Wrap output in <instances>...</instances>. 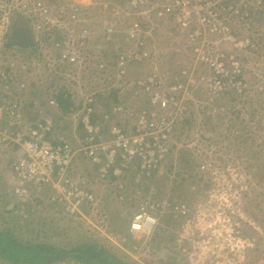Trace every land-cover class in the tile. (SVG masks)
<instances>
[{"label": "rangeland", "instance_id": "rangeland-1", "mask_svg": "<svg viewBox=\"0 0 264 264\" xmlns=\"http://www.w3.org/2000/svg\"><path fill=\"white\" fill-rule=\"evenodd\" d=\"M107 2L105 15L113 22L133 20L135 12L146 11L145 5L135 8L129 0ZM161 8L156 5L147 15L150 21L141 18L151 24L150 42L144 37L134 47L121 25L111 41L103 43L109 47L104 61H112L105 75L84 67L64 78L48 77L36 46L5 47L12 24L23 20L10 12L7 0H0V70L10 67L26 75L30 84L19 89L24 80L18 77L13 95L10 85L0 82V107L7 106L9 112L0 118V229L24 242L64 249L96 242L133 264H264V0L183 4L181 13L187 14L186 23L190 21L183 27L178 15L156 13ZM194 30L199 36L191 38ZM131 50L146 55L121 62L123 53ZM108 55L119 57L113 61ZM119 64L126 70L121 77L116 76ZM157 73L164 85L183 82L189 91L184 112L169 119L173 145L150 170L143 169L139 158L123 166L110 130L114 125L127 135L148 130H141L138 121L144 111L149 114L150 93L139 82ZM86 86L108 89L93 103L94 114L88 119L98 126L92 125V132L84 116L72 110L84 103ZM67 90L74 100L68 91L65 108L59 95ZM53 97L59 106L52 107ZM41 115L56 128L48 139L57 142L62 137L72 147L69 184L86 191L80 202L59 196L62 193L53 199L49 185L36 188L28 181L32 178L16 170L20 160H44L40 149L34 151L24 142L31 123ZM86 138L110 144L106 152L98 150L100 161L84 154ZM110 149L116 150L114 163L102 175L99 167ZM117 166L122 168L119 174L113 172ZM143 207L144 223L133 227ZM0 264L16 263L0 256ZM47 264L88 263L66 255Z\"/></svg>", "mask_w": 264, "mask_h": 264}, {"label": "built area", "instance_id": "built-area-1", "mask_svg": "<svg viewBox=\"0 0 264 264\" xmlns=\"http://www.w3.org/2000/svg\"><path fill=\"white\" fill-rule=\"evenodd\" d=\"M110 1L123 2L124 0ZM201 1L202 0H129L130 4L135 8L141 4L145 5L146 11L143 12V14H140L138 11L135 12L136 15L133 14L135 15L133 18L136 19H123L113 22L114 18L107 16V14L105 15L109 5L107 0H7L10 12L20 15L31 30V33H33V45L26 47V49H32L36 46L34 51L35 49L39 51L43 64L46 65L50 72H47L48 77L51 74L52 76L57 75L55 77L62 76L64 78L76 71L81 72V69L84 67L97 70L100 72L98 75H105L106 72L111 69L109 64H111L112 61H104L106 57L105 54H107L109 47L103 46V43L111 41L110 36L114 31H118L121 25L126 28L125 33L127 35L130 34L129 37L132 42L134 41L133 44L139 43L141 45L139 39H143L144 37L150 42L152 37L150 35L152 30L151 24H143L141 18L145 19L142 20L144 22L150 21V16L147 15L151 13V11L153 12V8L156 5L162 6L161 11L160 9L159 11L155 10L156 13L158 12L159 15H163V12H165V14L168 15H178L179 25L183 27V25L189 26L190 21L186 23L187 14L181 13L182 5L201 3ZM87 13H90V16ZM196 14V19H200L198 13ZM97 15H99V18L96 17ZM188 15L190 18L193 17L192 14ZM211 17L213 18V16ZM9 21L10 20H8V22ZM198 33L197 30H194V32L190 34V37L192 38L194 35L199 36ZM226 37H228V33L224 39H226ZM111 48L114 49V47ZM123 54L126 55H122L120 61L122 62V60L126 58V61L130 62L134 60L135 57L141 60L143 55H146V52L142 53L141 51L131 50ZM218 57H223V55H218L217 58ZM109 59L110 58H108V60ZM119 65L120 68L116 72L117 77H121L126 72L125 68L121 67V64ZM223 65L225 67L227 66L224 62ZM115 68H117V66H115ZM31 72L30 70L27 73L31 76ZM17 74L10 67H5L3 70H0V82L5 81L10 85L12 88L11 94L13 95L18 90L13 85L16 81L15 79H18V77L24 80L21 87H18L19 89H23L30 85L26 75L22 76L18 74L17 76ZM160 75L159 73L153 74L146 78L147 80L145 79V81L139 82L143 84L142 88L150 93L149 102L151 108L149 114L144 111L142 118L138 121L141 130L146 128L148 130L142 132L138 131L128 135L117 125L112 126L110 130V133L115 136L114 144L121 154V160H124L123 166H128L133 163V160L135 161L139 158L142 160L143 169L150 170L160 163V160H162L163 156L173 145L169 133L171 131L169 119L184 112L186 109L184 103L188 99V95L186 94H188L189 91L188 88L186 90V87L183 86V82H178L174 85H164V82L160 79ZM2 83L0 84L2 85ZM118 85L121 86L122 82H119ZM86 88L87 94H85L84 97L80 94L83 97L84 103L81 107L73 106L72 110L74 111V115L79 116L82 114V116H84L87 130L92 132V125L98 126L94 123L91 124L88 119L90 115L92 116V114H94L93 103H95L97 94L104 95L108 89L102 88L96 91L89 86H86ZM119 89L121 92L123 87H119ZM68 91L70 90H67L65 96L70 94ZM59 92L60 91H58V93ZM176 93H179V96H177ZM72 95L71 92L70 97L74 100ZM51 105L52 107L54 105L59 106V103L56 102L54 97L51 100ZM6 108L7 106L5 105L0 107V118L7 116L4 115L5 113H9L6 111ZM42 118V115L40 117L38 116V118L31 123L33 125L31 126V131L28 132L29 139L24 142L29 144L34 151L40 149V154L44 157V160H35L34 162H30V160H20L16 163V170L20 175H25L29 179L32 178V180L28 181L35 183L36 188L42 185H49L56 195L53 199L58 200L59 193H62L59 196L65 198V195L67 198H76V202H80L81 199L86 198V191L77 188L75 185L69 184L70 178L68 174L74 169V166H72V147L70 148V145L62 137H59L57 142H52L48 139V134L56 128L49 120ZM154 121L158 122V127L154 126ZM97 130L98 128L96 127L94 131ZM100 139L101 137L99 140ZM87 140L89 141L88 144L82 147L84 154L91 157L90 159L94 162L100 161L102 157L99 155L98 150L106 152L109 150L110 144H93L90 143L92 139ZM27 154L32 156L29 151ZM115 154V149H110V152L106 154V163L102 164V166L100 164L99 167L102 175H106V173L109 172V168H111V165L114 163ZM19 166L22 169L20 171L18 170ZM113 172L119 174L122 172V168L117 166L114 168ZM82 182L84 183L85 181L82 180ZM25 190L26 189H24V191ZM74 190H77V192L74 193ZM59 199H61V197ZM65 209L68 210L69 207L66 206ZM141 209L143 211L135 215L134 221H132L133 227L139 226V223H144L141 218L144 213H146V209L144 207Z\"/></svg>", "mask_w": 264, "mask_h": 264}, {"label": "trees", "instance_id": "trees-1", "mask_svg": "<svg viewBox=\"0 0 264 264\" xmlns=\"http://www.w3.org/2000/svg\"><path fill=\"white\" fill-rule=\"evenodd\" d=\"M15 15L19 16L20 20L24 22V19L20 15ZM23 22L21 23L23 24ZM19 24L20 23L17 25L22 26ZM14 46H19L21 48L28 47L5 43V47H8V50ZM59 101L65 108H67V104L70 103V100L64 95H59ZM55 246L52 243L46 242H24L23 240L13 237L8 229H0V256L16 264L54 263L66 257V255H73L88 264H133L113 255L103 246H99L96 242L92 244L81 242L69 249L57 248Z\"/></svg>", "mask_w": 264, "mask_h": 264}, {"label": "water", "instance_id": "water-1", "mask_svg": "<svg viewBox=\"0 0 264 264\" xmlns=\"http://www.w3.org/2000/svg\"><path fill=\"white\" fill-rule=\"evenodd\" d=\"M33 37L30 29L26 26H18L15 23L11 26L10 37L7 41L11 45L31 46Z\"/></svg>", "mask_w": 264, "mask_h": 264}, {"label": "crops", "instance_id": "crops-1", "mask_svg": "<svg viewBox=\"0 0 264 264\" xmlns=\"http://www.w3.org/2000/svg\"><path fill=\"white\" fill-rule=\"evenodd\" d=\"M110 55H112V53H109ZM111 58L113 61L114 60H117V56L116 55H113L112 57L111 56H109L108 55V58ZM65 96V95H64ZM68 96L69 95H66L65 97H67L68 98ZM144 97H145V102L147 101V96L146 95H143ZM70 97V96H69ZM68 99H70V98H68ZM147 102H149V97H148V101ZM107 114V113H106ZM98 115H101V113L100 114H95V116H98Z\"/></svg>", "mask_w": 264, "mask_h": 264}, {"label": "clouds", "instance_id": "clouds-1", "mask_svg": "<svg viewBox=\"0 0 264 264\" xmlns=\"http://www.w3.org/2000/svg\"><path fill=\"white\" fill-rule=\"evenodd\" d=\"M17 25V24H16ZM19 25H22V26H26V27H28L26 24H25V22H23V24H19ZM29 28V27H28ZM31 31V30H30Z\"/></svg>", "mask_w": 264, "mask_h": 264}]
</instances>
